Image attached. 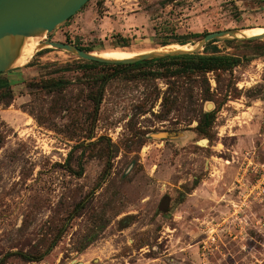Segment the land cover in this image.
Here are the masks:
<instances>
[{"label": "rangeland", "instance_id": "rangeland-1", "mask_svg": "<svg viewBox=\"0 0 264 264\" xmlns=\"http://www.w3.org/2000/svg\"><path fill=\"white\" fill-rule=\"evenodd\" d=\"M259 26L264 0H88L41 39L125 56ZM214 44L240 63L236 95L206 135L195 128L208 102L200 88L175 109L163 104L156 64L85 66L48 46L3 72L0 264H264V198L244 201L235 182L247 159L264 163V39ZM102 77L95 113L89 95ZM50 78L71 84L38 86ZM254 177L248 167L245 181Z\"/></svg>", "mask_w": 264, "mask_h": 264}, {"label": "water", "instance_id": "water-1", "mask_svg": "<svg viewBox=\"0 0 264 264\" xmlns=\"http://www.w3.org/2000/svg\"><path fill=\"white\" fill-rule=\"evenodd\" d=\"M86 1L88 0H0V73L20 66L16 62L29 38H36L37 43L31 57L35 52L49 46L69 52L82 60L106 64H129L167 56L189 55L202 52L204 45L215 39L242 41L264 39V31L256 35H245L238 29L218 30L195 40L190 47L183 46L186 44L183 42L180 43L182 46H177L178 48H160L120 59L102 57L70 43L51 41L49 38L41 39L46 34L55 33ZM39 38L40 41H37ZM212 106L211 101L206 102V111L212 110Z\"/></svg>", "mask_w": 264, "mask_h": 264}, {"label": "trees", "instance_id": "trees-1", "mask_svg": "<svg viewBox=\"0 0 264 264\" xmlns=\"http://www.w3.org/2000/svg\"><path fill=\"white\" fill-rule=\"evenodd\" d=\"M209 33V32H208ZM207 34V33H205ZM218 39L212 40L204 45L202 53L197 52L189 55H176L167 56L163 58H156L151 60L137 61L135 63L129 64H106L98 63L92 61H84L85 66L97 65L101 67L108 68H120V69H142L149 67L151 69L152 65H158L155 71L152 72L153 75H157L165 80L167 85L166 90L163 93L162 103L167 102L174 103L175 107L178 106V99H187L191 101L193 97L198 96V93L194 92V87L198 86L200 88L199 98L202 101H213L216 106L214 110L203 111L201 107L199 109L198 122L195 126L196 130L202 135L208 133V129L215 119V114L219 107L226 102L228 98L234 97L236 95L235 81L232 77V71L240 63V58L229 54H219V50L214 42ZM235 41V40H234ZM251 42L253 40H246ZM79 49L86 50L83 47L75 44ZM64 70H69V67H64ZM212 74L215 87L212 88L207 75ZM3 73H0V76ZM102 77L99 80V86L96 90L91 91L89 98L94 106V112L96 113L100 102H101V90L105 84ZM3 82L0 83V90H3ZM71 81L62 78H50L42 80L38 83V86L42 89L52 90L59 92L68 87ZM173 91V96H169V91ZM5 91V89H4ZM220 97V98H218ZM195 110L193 109L194 112ZM190 112V111H189ZM85 123V122H84ZM82 128V127H81ZM71 152H69L68 158L66 159V164H68L69 171H71ZM77 170H72L74 174L80 176L83 172V163L78 160ZM51 243L49 248H51L55 243ZM48 251V249L41 253L40 255L33 257L28 253H23L21 256L27 261H37L40 260L43 255Z\"/></svg>", "mask_w": 264, "mask_h": 264}, {"label": "built area", "instance_id": "built-area-1", "mask_svg": "<svg viewBox=\"0 0 264 264\" xmlns=\"http://www.w3.org/2000/svg\"><path fill=\"white\" fill-rule=\"evenodd\" d=\"M248 167H250L251 171L255 174L254 180L249 183L245 181ZM239 176V180H236L235 182L240 183L239 188L243 187V190L240 193H243L244 201L248 199L255 200L259 197L264 198V163L257 167V165L253 164L250 159H247V163L245 164V167L242 168V172ZM261 227L264 229L263 223L261 224Z\"/></svg>", "mask_w": 264, "mask_h": 264}, {"label": "bare ground", "instance_id": "bare-ground-1", "mask_svg": "<svg viewBox=\"0 0 264 264\" xmlns=\"http://www.w3.org/2000/svg\"><path fill=\"white\" fill-rule=\"evenodd\" d=\"M263 31H264L263 26H259L257 28H252V29L246 28V29L241 30L240 32L245 34V35H256V34L263 33ZM36 45H37L36 38H29L28 42L24 45L22 52H21V55L18 58L16 64L22 66V64L24 62H26V60H28L31 57V55L33 54V52L35 51ZM172 48H178V47H176V46H165L162 49H172ZM116 51H113V52H116ZM98 55L102 56V57H107V58H118V59H120V58L132 57V56L136 55V53L131 54V55L125 54V56H123V55L120 56L118 54H108V53H103V54L99 53ZM201 141H204V140H201Z\"/></svg>", "mask_w": 264, "mask_h": 264}]
</instances>
